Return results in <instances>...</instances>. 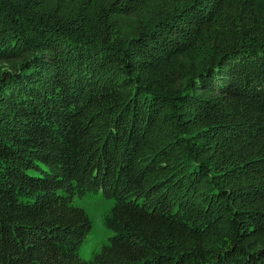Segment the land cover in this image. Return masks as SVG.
I'll return each instance as SVG.
<instances>
[{"label": "trees", "instance_id": "16d2710c", "mask_svg": "<svg viewBox=\"0 0 264 264\" xmlns=\"http://www.w3.org/2000/svg\"><path fill=\"white\" fill-rule=\"evenodd\" d=\"M0 264H264V0H0Z\"/></svg>", "mask_w": 264, "mask_h": 264}, {"label": "rangeland", "instance_id": "374dc122", "mask_svg": "<svg viewBox=\"0 0 264 264\" xmlns=\"http://www.w3.org/2000/svg\"><path fill=\"white\" fill-rule=\"evenodd\" d=\"M73 203L85 209L92 221V228L83 240L79 252L83 259L90 260L94 253L102 250L116 232L106 225V217L111 212L114 198L103 195L102 190L88 191L83 195L76 194Z\"/></svg>", "mask_w": 264, "mask_h": 264}]
</instances>
